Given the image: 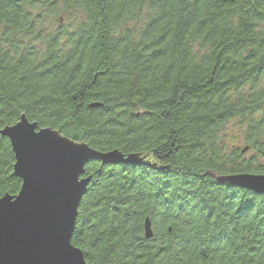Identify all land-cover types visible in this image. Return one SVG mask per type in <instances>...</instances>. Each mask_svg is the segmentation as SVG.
<instances>
[{"label": "trees", "instance_id": "16d2710c", "mask_svg": "<svg viewBox=\"0 0 264 264\" xmlns=\"http://www.w3.org/2000/svg\"><path fill=\"white\" fill-rule=\"evenodd\" d=\"M22 116L137 160L84 169L86 264H264V196L215 179L264 175V0H0V129ZM13 165L0 135V198Z\"/></svg>", "mask_w": 264, "mask_h": 264}, {"label": "water", "instance_id": "95a60500", "mask_svg": "<svg viewBox=\"0 0 264 264\" xmlns=\"http://www.w3.org/2000/svg\"><path fill=\"white\" fill-rule=\"evenodd\" d=\"M0 135L10 143L12 176L21 182L17 195L0 198V264H86L83 253L71 244L78 209L91 181L84 177V169L91 162L105 166L137 160L116 150L102 153L73 143L24 116L0 129ZM215 179L264 196V175ZM143 230L144 238L151 239L148 219Z\"/></svg>", "mask_w": 264, "mask_h": 264}, {"label": "rangeland", "instance_id": "374dc122", "mask_svg": "<svg viewBox=\"0 0 264 264\" xmlns=\"http://www.w3.org/2000/svg\"><path fill=\"white\" fill-rule=\"evenodd\" d=\"M59 21V22H58ZM68 24H70L67 20L66 17H63V16H57L55 19H49L47 24L45 23L44 26L45 28L48 30V31H51V32H54L56 31L57 29L61 28V27H68ZM43 26V27H44ZM235 132H233V131ZM230 131H232L234 134L238 131L236 127L234 126H231L230 127ZM231 144L235 145V146H238V147H241L242 144L241 143H233L231 142Z\"/></svg>", "mask_w": 264, "mask_h": 264}]
</instances>
